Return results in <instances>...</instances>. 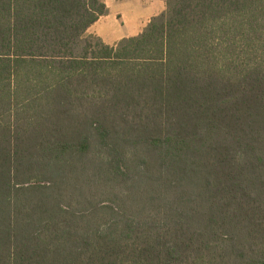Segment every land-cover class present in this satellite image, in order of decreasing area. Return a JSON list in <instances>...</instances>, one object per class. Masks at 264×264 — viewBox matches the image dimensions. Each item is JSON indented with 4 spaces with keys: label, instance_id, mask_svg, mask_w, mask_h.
Segmentation results:
<instances>
[{
    "label": "trees",
    "instance_id": "obj_1",
    "mask_svg": "<svg viewBox=\"0 0 264 264\" xmlns=\"http://www.w3.org/2000/svg\"><path fill=\"white\" fill-rule=\"evenodd\" d=\"M0 0V264H264V0Z\"/></svg>",
    "mask_w": 264,
    "mask_h": 264
},
{
    "label": "crops",
    "instance_id": "obj_2",
    "mask_svg": "<svg viewBox=\"0 0 264 264\" xmlns=\"http://www.w3.org/2000/svg\"><path fill=\"white\" fill-rule=\"evenodd\" d=\"M105 3L108 14L89 30V34L110 46L140 35L153 18L166 10L161 0H105Z\"/></svg>",
    "mask_w": 264,
    "mask_h": 264
}]
</instances>
